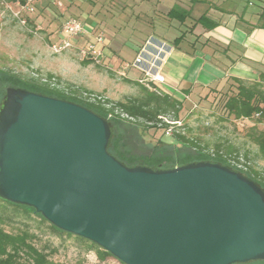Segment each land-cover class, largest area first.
<instances>
[{
    "label": "water",
    "instance_id": "obj_1",
    "mask_svg": "<svg viewBox=\"0 0 264 264\" xmlns=\"http://www.w3.org/2000/svg\"><path fill=\"white\" fill-rule=\"evenodd\" d=\"M110 117L7 86L0 199L123 264L264 261V190L212 161L129 167L108 152Z\"/></svg>",
    "mask_w": 264,
    "mask_h": 264
},
{
    "label": "rangeland",
    "instance_id": "obj_2",
    "mask_svg": "<svg viewBox=\"0 0 264 264\" xmlns=\"http://www.w3.org/2000/svg\"><path fill=\"white\" fill-rule=\"evenodd\" d=\"M125 1L117 0L121 6L114 7L103 6V0L95 6L86 2L82 9L88 11L91 9L92 15L96 16L100 24L106 23L104 27L101 25L104 28L106 39L136 42V38L132 37L136 34L132 33V28L140 25L135 16L139 14L141 7L130 3L126 14L128 16L134 14V16L121 28L117 20ZM249 1L255 2V0ZM135 2L137 3V0ZM72 3L57 8L47 0H36L33 12L20 13L26 20L25 24H21L13 14L16 7L12 3L0 0V69L11 71L26 79L51 80L67 92L75 90L77 93L81 91L97 93L112 102L125 101L127 98L139 96L140 86L135 82L125 80L105 66L95 65L89 60H80L76 49H68L57 54L51 51V44L57 42L63 21L68 17L82 19L79 10L72 8ZM249 9L255 11L257 7L252 4ZM115 25H118L117 28ZM114 44L118 45V43ZM121 46L122 52L114 58H123L127 63H131L134 51L125 44ZM122 70L128 73V76H134L132 68L125 69L122 65ZM48 75L52 77L49 78ZM234 93V89L227 88L194 100L184 99L179 102L177 117L175 118L173 113L166 114L162 123L167 126L166 122H180L183 133L195 139L203 151L217 150L216 146H219L223 152L243 155L245 161L250 163V168L264 178V157L259 153L258 146L253 139L254 126L258 130L261 126L241 125L223 108L225 98ZM124 125H121L117 132L125 144L130 146L132 153L136 155L152 153V147L158 144V140L165 142L168 146H173L172 148L176 149L181 157L193 158L197 155L195 149L187 145L182 146L175 142L172 136L166 135L163 127L143 130V127L139 126L141 137H137L136 131L130 133ZM132 134H135L134 139L132 138L133 142L129 144L127 140ZM161 151L164 152L161 148L156 153L161 154ZM16 220V225L20 222L28 224L31 231L37 235L38 238L34 242L36 247L41 248L49 244L51 249H54L47 251H51L49 258L57 264H123L111 255L102 256L97 249L87 251L86 244L77 241L74 235L71 237L65 234L56 235L49 231L46 225L40 224L34 215H32V220L22 215ZM4 228L7 231L11 230V226L8 225ZM26 264L29 263L26 262ZM244 264H264V261Z\"/></svg>",
    "mask_w": 264,
    "mask_h": 264
},
{
    "label": "crops",
    "instance_id": "obj_3",
    "mask_svg": "<svg viewBox=\"0 0 264 264\" xmlns=\"http://www.w3.org/2000/svg\"><path fill=\"white\" fill-rule=\"evenodd\" d=\"M100 1L73 0L72 8L79 10L85 24V33L72 39L74 48L93 42L99 33L105 36L106 23L100 24L91 9H82L86 2L95 6ZM103 2V6H121L117 0ZM130 3L141 7L135 16L140 25L132 28L136 42L104 37L102 66L108 70L117 74L124 68L126 60L114 57L125 44L134 51L132 61L141 49L147 60L159 53L165 78L159 88L179 102L224 91L234 80L264 85V21L260 22L264 0H126L117 20L121 28L134 16L126 14ZM251 3L255 11L249 9ZM171 10L177 12L169 14ZM60 38L59 33L57 42ZM161 43L165 46L160 48ZM133 71V77L125 72L123 78L136 82L140 74Z\"/></svg>",
    "mask_w": 264,
    "mask_h": 264
},
{
    "label": "trees",
    "instance_id": "obj_4",
    "mask_svg": "<svg viewBox=\"0 0 264 264\" xmlns=\"http://www.w3.org/2000/svg\"><path fill=\"white\" fill-rule=\"evenodd\" d=\"M6 2L13 3L14 0H6ZM175 12L177 11L171 10L169 14H174ZM261 16L264 18V11ZM198 20L201 21L202 18ZM48 77L51 78L52 75H48ZM135 83L140 86L141 94L139 96L127 98L125 101H109L114 107H117L128 117H131L134 120L132 121L121 118L119 115H114L113 109L106 110L99 105L89 104L78 99L76 95L77 91L75 90H71L70 94H66L63 89L52 87L48 83L42 82L41 78L26 79L11 71L0 69V107L3 101L5 88L7 86H12L77 103L105 119L110 113L113 115V118L109 121L111 137L108 144V152L121 163L129 167L141 165L153 169H168L197 161H212L231 167L227 163V160L218 154L219 151L223 152L219 149V146H216L217 150H215L217 155L215 157H210L203 152V149L199 147L195 139L187 137V135L183 133L182 126L178 129V132H173L172 138L182 146L187 145L188 147L195 149L197 151L195 157H181L178 151L172 148L173 146H168L161 140L157 141L158 144L153 145V152L148 155H136L132 153L130 146L125 144V141L118 133L120 126L125 124V128L130 130V133L136 131V136L141 137V135H139V126H142L143 130L158 128L157 124L162 122L166 114L173 113L174 117H177L176 115L180 105L179 101L169 95L163 94L158 96L154 92L148 91L137 82ZM228 89H234L235 93L225 98L223 108L227 114L232 115L234 119L250 117L253 113L264 110L263 84L258 82L247 83L234 80L233 83L229 85ZM164 126H166V124H163V127ZM114 128L115 130L113 131ZM254 130L255 133L253 139L258 146L259 153L264 157V128L261 127L258 130L254 126ZM134 135L135 134L129 136L130 138L127 140L129 144L133 142L132 138L134 139ZM161 148L164 152L161 151V154L156 153V151ZM223 153L227 156H238L239 154L226 151ZM243 174L249 179L255 181L264 190V178L256 171L250 168L248 172ZM20 215L29 220H32V215H34L39 220L40 224L46 225L49 231L54 232L56 235L62 236L65 234L68 237L73 236L69 233L57 230L32 208L13 204L0 199V264H26V262L29 264H57L49 258L51 251L47 250H54L51 249L49 244H46L41 248L36 247L34 242L38 237L31 231V227L28 224L21 222L17 223L18 225L15 224V220L18 219ZM7 225L11 226L10 231L5 230L4 227ZM75 238L80 243L86 244L87 251L97 249L102 256L109 255L92 242L76 236Z\"/></svg>",
    "mask_w": 264,
    "mask_h": 264
},
{
    "label": "built area",
    "instance_id": "obj_5",
    "mask_svg": "<svg viewBox=\"0 0 264 264\" xmlns=\"http://www.w3.org/2000/svg\"><path fill=\"white\" fill-rule=\"evenodd\" d=\"M1 1L5 2L6 0H1ZM47 1H49L52 5H54L57 8H62L65 4L72 3V0H47ZM12 4L16 7V11H13L15 18L21 24H25L26 20L20 15V13L21 12H27V13L33 12L34 7H35V0H14ZM84 33H85V24L83 23L82 20H80L77 17L66 18L61 25L60 41L51 44V47H50L51 51L57 54V53H61L68 49H73L74 43L72 39ZM162 46H165V45L161 43L160 48ZM74 49L77 50V54L80 60H89L95 65L102 66V59L104 57V37L102 33L97 34L94 37L93 42L88 43L83 47H79V48L77 47ZM158 54L159 53H157L155 57L147 60L146 52H144V50L141 49V51L136 55V57L131 63L124 64V68L125 69L132 68L138 71L140 74V77L136 80V82L139 85L146 88L148 91L154 92L156 95L161 96L163 95V92L159 88V85L164 84L165 78L159 69L160 62H159ZM117 74L121 77H125V72L123 70L118 72ZM41 81L48 83L52 87L59 88L51 80L41 78ZM64 92L66 94L68 93L70 94V91L67 92L64 90ZM76 95L78 99H81L89 104L99 105L106 110L113 109L114 115H119L121 118L134 121L131 117H128L125 113H123L117 107H114V105L111 102H109V100L103 95L89 92V91L88 92L81 91L80 93H77ZM107 116L110 118H113V115L110 113ZM162 122L158 123L157 127H163ZM237 122L240 123L241 125L252 124V125H259L262 128H264V110L257 111L253 113L250 117H240L237 119ZM166 123L168 125L164 126L163 129H164L165 134L169 136H172L173 132H178V129L181 127V124L178 121H173V122L171 121V123L170 122H166ZM203 152L209 155L210 157H215L217 155L215 150H212V149L204 150ZM218 154L221 155L224 159H226L227 163L231 167L243 173H246L250 170V163L246 162L242 155L227 156L221 151H219Z\"/></svg>",
    "mask_w": 264,
    "mask_h": 264
}]
</instances>
